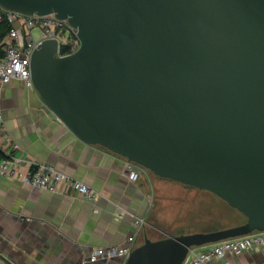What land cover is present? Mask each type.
Wrapping results in <instances>:
<instances>
[{
	"label": "water",
	"instance_id": "water-1",
	"mask_svg": "<svg viewBox=\"0 0 264 264\" xmlns=\"http://www.w3.org/2000/svg\"><path fill=\"white\" fill-rule=\"evenodd\" d=\"M68 21L80 48L43 40L34 87L76 137L162 179L206 190L240 226L151 240L127 260L183 264L189 249L264 232V0H0ZM8 264H16L9 262Z\"/></svg>",
	"mask_w": 264,
	"mask_h": 264
},
{
	"label": "crops",
	"instance_id": "crops-1",
	"mask_svg": "<svg viewBox=\"0 0 264 264\" xmlns=\"http://www.w3.org/2000/svg\"><path fill=\"white\" fill-rule=\"evenodd\" d=\"M0 109L5 124L0 158L21 159L23 174L32 164L53 167L100 195L91 202L0 175V264H8L5 259L16 264H90L87 259L94 249L128 245L137 218H145L146 226L136 246L151 239L155 201L177 182L148 171L132 181L125 158L81 141L21 80L3 86ZM210 264H264V248Z\"/></svg>",
	"mask_w": 264,
	"mask_h": 264
},
{
	"label": "built area",
	"instance_id": "built-area-1",
	"mask_svg": "<svg viewBox=\"0 0 264 264\" xmlns=\"http://www.w3.org/2000/svg\"><path fill=\"white\" fill-rule=\"evenodd\" d=\"M0 12V24L6 19L12 25L9 34L3 40L1 47L3 57L0 59V99L4 85L13 80H21L25 86L35 89L31 74V59L33 53L43 40L57 39L60 44L58 56H68L75 53L81 46L77 31L68 21L50 16H26L6 9ZM18 25V26H16ZM36 27L42 30L41 39L34 40L32 32ZM67 35L69 39L63 43L61 36ZM63 46H69L66 54L61 53ZM5 124L2 110L0 109V137H4ZM127 172L134 182L139 181L141 173L147 169L127 161ZM22 160L9 156L0 158V175L8 178L19 179L26 184L53 194H76L84 200L95 202L99 199V193L89 185L76 180L55 168L46 165L32 164L26 174L21 173ZM124 217V214L121 215ZM136 233L128 240V245H113L94 249L88 256L87 262L97 264L109 263L114 259H124L130 256L137 247L136 240L140 232L146 226L145 218L135 220ZM256 248H264V232H254L246 236L231 238L203 247L189 249L187 258L183 264H210L215 260H223L229 255L240 256Z\"/></svg>",
	"mask_w": 264,
	"mask_h": 264
},
{
	"label": "rangeland",
	"instance_id": "rangeland-1",
	"mask_svg": "<svg viewBox=\"0 0 264 264\" xmlns=\"http://www.w3.org/2000/svg\"><path fill=\"white\" fill-rule=\"evenodd\" d=\"M32 35L34 40L39 41L42 35L41 28H34ZM61 39L65 43L69 36L62 35ZM147 171L151 176H156L151 171ZM177 184L175 189L160 193L161 196L155 201V209L150 217V222L156 228L150 229L152 240L216 232L246 222L243 214L215 194Z\"/></svg>",
	"mask_w": 264,
	"mask_h": 264
},
{
	"label": "trees",
	"instance_id": "trees-1",
	"mask_svg": "<svg viewBox=\"0 0 264 264\" xmlns=\"http://www.w3.org/2000/svg\"><path fill=\"white\" fill-rule=\"evenodd\" d=\"M3 11H4L3 8L0 7V12ZM11 29H12V25L6 19L0 24V59L3 57V50L1 44L5 39V37L9 34ZM69 50H70L69 46H63L61 48V53L66 54Z\"/></svg>",
	"mask_w": 264,
	"mask_h": 264
}]
</instances>
